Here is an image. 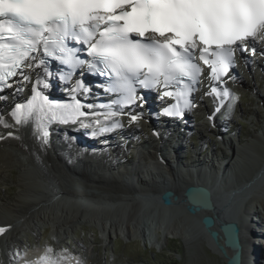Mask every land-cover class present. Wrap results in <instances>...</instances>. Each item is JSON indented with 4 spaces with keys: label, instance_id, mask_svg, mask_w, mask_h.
Returning a JSON list of instances; mask_svg holds the SVG:
<instances>
[{
    "label": "snow or ice",
    "instance_id": "snow-or-ice-1",
    "mask_svg": "<svg viewBox=\"0 0 264 264\" xmlns=\"http://www.w3.org/2000/svg\"><path fill=\"white\" fill-rule=\"evenodd\" d=\"M262 43L264 0H0V102L12 98L14 104L0 112V128L7 130L0 141L16 140L23 148L21 129L30 127L47 146L53 123L91 129L93 137L138 127L144 114L137 109L147 103L140 88L175 101L158 116L182 120L198 107L193 93L204 81V96L216 104L211 121L239 99L226 86L237 79L230 71L237 53L264 57ZM52 61L67 66L60 79L71 85L68 103L45 94ZM85 69L105 77L101 87L113 96L110 103H81L78 96L89 91L81 79ZM27 85L30 98L16 102ZM9 229L0 226V236ZM52 253L47 248L34 264H83Z\"/></svg>",
    "mask_w": 264,
    "mask_h": 264
},
{
    "label": "bare ground",
    "instance_id": "bare-ground-1",
    "mask_svg": "<svg viewBox=\"0 0 264 264\" xmlns=\"http://www.w3.org/2000/svg\"><path fill=\"white\" fill-rule=\"evenodd\" d=\"M26 87L29 90L31 85ZM52 89L55 90V88ZM44 91L45 94L48 92L47 90ZM27 95H29V92ZM16 102L26 101L24 97L19 98L17 95ZM13 106L11 98L10 102H6V104L2 102L0 104V112L6 114ZM200 107L202 110H206L203 104H200ZM188 116L190 120L192 118L191 111ZM6 118L10 119L7 116ZM213 121L215 123V119ZM124 122L127 124V121ZM147 122L148 126L146 123H140L138 127L126 126L120 130L126 133H139L143 129L156 130L158 132V124L152 123L151 120ZM207 122H205V126H208ZM59 128L67 129L68 132L77 130V127L71 125L53 123L49 126V144L43 147L40 140L32 135L30 127L21 129L25 144L23 148L20 146V142L16 140L0 141V226H10L9 231L5 235L0 236V264H15L18 262L12 260L9 254L12 247H16L17 244H20V249L24 247L23 238L21 237L22 228L29 229L31 230L30 232L34 230L39 232L41 227L48 225L54 229L57 236L67 235L79 223V217L83 213L95 215L101 224L103 233L108 234V237L117 232L126 233L128 238L139 234L144 239L150 238L152 245L155 247L159 246L161 241L168 242L174 236L187 242V228L186 225H183L184 222H168L169 219L165 215L166 213L162 211L167 209L186 210V205L181 202V199L184 189L189 185H206L212 190L215 214L220 221H234L241 228L242 264H252L251 262L258 264L260 259L258 257L260 254L258 247L262 245L256 238L252 240L248 236L247 228L255 222H253L251 217L258 214L261 215V218L257 220L263 225L264 199H261V197H264V195H261L258 200L254 199L248 202L244 208L242 202L253 187L260 186L262 183L264 178V150L254 152L260 157V162H258L256 168L253 169L248 177L241 178L239 183L231 189L222 191L221 185L223 182L225 183V179L231 178L232 174H234L233 168L242 159L246 149L255 145V142L264 145L261 139V137L264 139V126L261 127L260 132L254 131L250 135V141L242 145L238 142L235 147L234 143L232 145L230 142V157L228 158L221 154L218 155L219 149L213 150V154L216 156L215 159L212 158L213 154H202L199 150L192 151V155H184L182 150L185 144L183 145L181 138L177 137L173 140L172 138L169 139L168 136H152L151 142L146 144L148 151L141 145H144V143L132 139L130 145L142 146L147 155L136 154L134 159L132 158L134 163L130 167L123 166L120 169L114 168L115 170L107 169L105 165H101L100 168L97 164L85 163L79 155L75 156L77 164L70 163L62 155L61 151L53 147L51 143L55 140L59 144H65L64 138H55V134L63 130H58ZM6 131L0 128V132ZM220 131L221 129L216 127L215 133H213L214 136H219L221 134ZM158 133L160 134V132ZM222 133L225 134L227 131H222ZM110 134L106 133L105 136ZM221 141H223L222 137ZM67 146L69 150L72 149L71 144L67 143ZM172 146H175L176 151H180L177 154L179 153L178 155L183 157L180 164L177 161L180 158L176 157V155H174V158L168 156V153L166 154L167 157L172 159V163L166 155L164 157L163 153L165 151L169 152ZM202 148H204L203 144ZM138 150L140 149L138 148ZM197 159H202V164L196 163L198 164L197 166H189L190 162ZM162 160L165 167L160 170L157 162ZM141 161L147 164L137 166L136 164ZM148 163H152V165ZM194 169L196 171H193ZM177 170L188 175V181L182 179L176 173ZM8 172L10 173L8 181L13 183L14 186H8V192H5V188L1 186L6 182V176H8L6 174ZM99 172L102 174H99ZM208 172H211L212 177L207 176L209 175L206 174ZM228 174L229 177L226 176ZM218 175L222 177L220 182L218 178L214 180V177H218ZM183 177L185 178L186 176ZM129 179L132 181L133 179L136 180V183L131 184ZM218 185H220V188ZM164 189L173 190L178 197V201L169 206H164L160 201V194ZM89 190L97 193L92 196ZM260 193H264V189ZM93 197L98 199L95 203L90 200ZM88 201L89 204L93 205L90 206L88 204V207H94V210L89 208L88 211H82L81 213V208H75L77 202L85 204ZM115 207L132 208L134 210L132 214L127 215L119 213L120 211L116 213ZM155 212H160V215L153 216ZM203 214H211V212H200L196 215ZM155 222L157 223L155 224ZM142 223H146V227H142ZM197 225L212 250L226 262L218 248L209 239L208 234L203 230L200 220ZM262 227L260 226L259 230L264 232ZM16 250L18 249L16 248ZM29 251L32 252L31 254L35 253V250L30 249ZM227 254L230 256L232 251L227 250ZM30 255L29 257L23 256L24 260L36 258L35 254L33 258Z\"/></svg>",
    "mask_w": 264,
    "mask_h": 264
},
{
    "label": "rangeland",
    "instance_id": "rangeland-1",
    "mask_svg": "<svg viewBox=\"0 0 264 264\" xmlns=\"http://www.w3.org/2000/svg\"><path fill=\"white\" fill-rule=\"evenodd\" d=\"M259 67L260 69L257 73L253 70L241 73L240 79L242 80H240L241 83L238 85L239 91L234 93L239 98L236 104V112L230 116L225 124H222L223 129L227 130V133H222V135L227 138L228 136H237V141L241 145L250 141V135L254 131L260 132L261 127L264 126V62ZM219 119L221 118L219 117ZM207 121L197 118L190 123L193 125V129L189 132V135L182 139V144H185L184 146L182 145L184 155L188 156L192 151L197 150L201 151L202 154L211 153L212 155L213 150L218 149L217 137L214 136L212 131H208V127L204 125ZM228 130L230 134H228ZM137 134H139L140 138L142 137L143 141H146L144 143L145 147L147 143L151 142L149 133L144 132L142 136L140 133ZM261 139L264 142L263 137ZM193 144H196V146H193ZM202 144L204 148H202ZM255 145L249 147L250 149L243 150L242 159L233 168L234 174L225 183H222V191L235 187L241 178L248 177L253 169L256 168L258 162H260V157L254 152L257 150L263 151L264 145H260L258 142H255ZM228 149L223 152L218 150L217 153L225 156L224 152H228L230 150ZM178 152L180 153V151ZM163 154L165 157L167 152ZM6 175H8L6 176V182L1 187L5 188V192H8V186H14V184L8 181L10 173L8 172ZM218 186L220 188V185ZM262 189H264V178L260 186L253 187L248 196H246L242 202L243 208L248 202L254 199L258 200L261 195H264V193H260ZM90 193L93 196L97 192L92 191ZM261 199H264V197H261ZM90 200L95 203L98 199L93 197ZM88 204L89 201L85 204L77 202L75 208H81V213L82 211H88L89 208L94 210V207H88ZM114 210L116 213L120 211L119 213L128 215L132 214L134 209L115 207ZM162 212L166 213L165 215L169 219L168 222H184L183 225H186L187 228V242L182 238L170 236L172 238L168 242L161 241L160 245L155 247L152 245L150 238L144 239L139 234L128 238L126 233L117 232L108 237V234L103 233L101 224L95 215L83 213L79 217V223L67 235L57 236L54 229L48 225L41 227L39 232L35 230L30 232L31 230L22 228L21 237L23 238L24 247L20 249V244H17L16 247L13 246L14 248L12 247L9 255L12 260L19 261L23 256L29 257L32 253L29 250L32 249L33 251L35 250V253L31 254L30 257L33 258L35 254V259L38 260L40 256L45 254L46 249L50 247L53 249V256L79 257L83 264H225L221 256L212 250L208 241L198 229L197 223L205 214L190 215L183 209H167ZM156 215L159 216L160 212L153 213V216ZM258 218H261V215L258 214L251 217L253 222L260 224L257 220ZM262 219H264V216H262ZM145 224L142 223V227H146ZM259 226H263L262 229L264 230V221L263 225L260 224ZM261 238L264 240V237ZM16 248L19 251H15ZM64 249L68 251H62ZM17 264H20V262H17ZM61 264H75V261H62Z\"/></svg>",
    "mask_w": 264,
    "mask_h": 264
},
{
    "label": "water",
    "instance_id": "water-1",
    "mask_svg": "<svg viewBox=\"0 0 264 264\" xmlns=\"http://www.w3.org/2000/svg\"><path fill=\"white\" fill-rule=\"evenodd\" d=\"M160 201L164 206H169L176 203L178 197L173 190L164 189L160 194ZM181 202L186 205L185 209L190 215L211 212V214H205L200 218V225L224 257L225 264H242L241 228L234 221H220L215 214L212 190L206 185H189L182 193ZM248 232L249 234L253 233L249 229ZM227 250L232 251L230 256H228Z\"/></svg>",
    "mask_w": 264,
    "mask_h": 264
}]
</instances>
